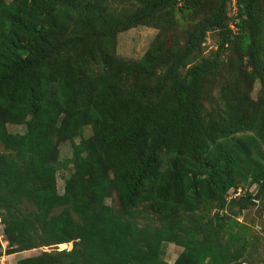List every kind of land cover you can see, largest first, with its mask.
Instances as JSON below:
<instances>
[{
    "label": "trees",
    "instance_id": "1",
    "mask_svg": "<svg viewBox=\"0 0 264 264\" xmlns=\"http://www.w3.org/2000/svg\"><path fill=\"white\" fill-rule=\"evenodd\" d=\"M198 7L185 43L116 53L119 31L167 30ZM263 25L264 0H0V256L46 247L16 264H264L238 219L264 204ZM211 31L214 58L196 59ZM230 45L257 101L216 86ZM57 138L72 143L62 192ZM168 243L181 248L173 262Z\"/></svg>",
    "mask_w": 264,
    "mask_h": 264
},
{
    "label": "rangeland",
    "instance_id": "2",
    "mask_svg": "<svg viewBox=\"0 0 264 264\" xmlns=\"http://www.w3.org/2000/svg\"><path fill=\"white\" fill-rule=\"evenodd\" d=\"M202 7H198L193 10L186 11L185 14L176 15L175 27L168 28L167 30H158L155 27L138 25L136 27L128 28L124 31H119L116 34V53L124 58L138 59L140 58L150 47L152 41L159 37L162 40L163 45L167 48L173 44L174 41H178L181 44L185 43L188 39V35L193 28L194 23L204 16ZM262 39L264 45V25L262 27ZM217 49V34L214 31L208 32L204 42L200 46V49L196 53V59H208L212 60L215 56V50ZM238 49L232 45L228 46L219 56L220 65L217 70L216 86L219 88L220 84H225L227 81H232L235 86L240 87L243 93L257 101L260 98V85L258 80L253 79L251 81V70L246 66L245 60L243 63H238ZM247 77V78H245ZM218 105L222 104V100L217 97ZM246 98V97H244ZM8 130L10 132H23V125L8 124ZM90 134L89 127L85 128L84 136ZM58 139V138H57ZM79 141V138L75 139ZM58 150L57 157V180L56 188L58 192H62L65 184V179L68 178L72 171V166L67 162L72 154V143L69 139L59 140L56 144ZM248 191L255 193L257 187L255 185L248 186ZM244 192V189H243ZM241 192V194L243 193ZM109 204H113V199H108ZM239 220H243L249 225L258 237H260V243L257 246L258 253L254 252V257L264 258V204L256 203L253 206H249L238 215ZM144 220H141V223ZM5 235L3 233V225L0 223V241L3 248L6 247ZM58 249L60 246L58 245ZM68 250V248H66ZM41 250H48V248H38L25 251V254L7 255L4 264H16L18 259L37 255ZM181 248L175 244L168 243L165 245V259L169 262H173L177 255L180 253Z\"/></svg>",
    "mask_w": 264,
    "mask_h": 264
},
{
    "label": "built area",
    "instance_id": "3",
    "mask_svg": "<svg viewBox=\"0 0 264 264\" xmlns=\"http://www.w3.org/2000/svg\"><path fill=\"white\" fill-rule=\"evenodd\" d=\"M232 5H234V0H232ZM233 10H235V9H233ZM232 28H233V26H232ZM241 192L242 191H241L240 188L237 189L236 191L235 190L234 191L233 190H230V195L236 196V195H239ZM5 243H6V241H5ZM6 257L7 256L5 254H3V255L0 256V264H4L3 262L6 260ZM243 264H246V263H243Z\"/></svg>",
    "mask_w": 264,
    "mask_h": 264
},
{
    "label": "crops",
    "instance_id": "4",
    "mask_svg": "<svg viewBox=\"0 0 264 264\" xmlns=\"http://www.w3.org/2000/svg\"><path fill=\"white\" fill-rule=\"evenodd\" d=\"M24 252H25V251H24ZM24 252H20V253H16V254H25ZM16 254H14V255H16ZM12 255H13V254H12ZM14 255H13V256H14ZM18 260H19V259H18Z\"/></svg>",
    "mask_w": 264,
    "mask_h": 264
}]
</instances>
